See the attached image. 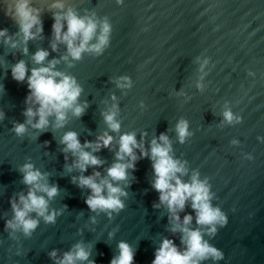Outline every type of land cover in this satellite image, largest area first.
I'll return each mask as SVG.
<instances>
[{
    "label": "water",
    "instance_id": "water-1",
    "mask_svg": "<svg viewBox=\"0 0 264 264\" xmlns=\"http://www.w3.org/2000/svg\"><path fill=\"white\" fill-rule=\"evenodd\" d=\"M15 3L0 0V28H7V35L17 42L12 47L0 37V112L4 113L0 119V264H56L49 252L56 250L62 256L78 242L90 250L89 260L96 264H110L119 253L120 241L132 246L134 264H151L165 237L183 247L180 232L170 230L167 206L154 207L160 202L153 187L152 160L141 157L139 149H135V169L127 170L125 181L113 182L127 195L120 197L123 209L111 216L107 211H91L84 203L90 190L72 182L74 176L94 171L107 176V168L116 160L119 136L125 132H135L146 150L154 137L165 132L172 145L170 154L186 161L188 175L182 179L188 180L193 171L207 178L213 203L228 216L225 227L214 237H205L224 252V259L216 264H264V139H258L264 137V0H123L122 4L30 0L43 32L26 45L23 34L17 35L18 24L9 18ZM58 3L63 8L54 6ZM69 8L79 15L109 18L112 34L103 54L85 52L74 60L62 42L52 50L54 14ZM40 49L49 52L44 65L56 59L57 70L76 78L82 89L77 103L84 111L76 116L68 110L60 128L53 126L54 117H49L43 130L28 125L23 137H18L12 127L15 121H26L23 112L29 106L25 104L29 89L27 79L12 78L11 68L22 59L30 75L31 68L39 66L32 57ZM205 57L210 61L201 67ZM121 76L130 77V87H117ZM226 108L241 115L242 122L223 121ZM109 112L116 113L119 132L105 123L104 114ZM179 119L188 121L192 133L184 143L175 132ZM69 130L77 132L82 145L105 132L114 137L109 147L94 153L103 161L100 166H89L83 173L74 166L75 157L64 152L60 143ZM233 139L240 143L232 144ZM244 153H251L253 159H246ZM25 163L47 173L45 183L58 186L49 208L60 214L54 224L38 218L40 223L30 236L16 231L10 237L4 224L13 216L10 198L27 193L19 171ZM185 214L193 215L189 227H197L190 200L179 213L181 220ZM17 250L22 254L16 255Z\"/></svg>",
    "mask_w": 264,
    "mask_h": 264
},
{
    "label": "clouds",
    "instance_id": "clouds-1",
    "mask_svg": "<svg viewBox=\"0 0 264 264\" xmlns=\"http://www.w3.org/2000/svg\"><path fill=\"white\" fill-rule=\"evenodd\" d=\"M117 4H122L123 0H116ZM63 8V4L54 5ZM5 15H9L6 11ZM19 26V32L23 34V43L26 45L29 39H34L37 33L43 32V24L37 14L33 13L30 0H16L14 13L9 16ZM36 31L33 32V28ZM54 42L51 44L52 50L57 49V42L66 45L68 56L74 60H79L83 53L89 52L101 55L110 45L112 34V23L105 16L103 19L93 16L79 15L72 8L66 12L54 14L52 24ZM7 28H0V37L5 38V43H10L16 47L17 42L7 35ZM27 52V48H24ZM49 52L40 49L35 52L32 59L38 67L30 70L24 60H19L11 68L12 78L17 82L27 79L28 95L25 104L29 105L24 109L25 122L15 121L12 131L18 137H23L27 132V126L33 129L43 130L50 121L49 117H54V127H63L67 118L68 110L80 116L84 108L77 103L82 91L74 76L55 68L58 60L53 59L44 65ZM68 56L63 57L67 60ZM199 59V57H197ZM209 57H205L203 64L207 65ZM117 87L123 89L130 87L131 80L128 76H121L116 80ZM201 87V85H197ZM115 97L113 96V99ZM4 113L0 112V119ZM116 113L104 114V120L112 132H119L121 124L115 119ZM223 121L229 125L233 122L241 123L242 116L235 115L230 108H226L222 113ZM175 132L180 143H184L186 138L192 135L189 131L188 121L179 119L175 125ZM114 137L105 132L97 137L95 141H85L83 145L78 139L76 131L65 132L60 143L65 147L64 152H71L75 157L74 166L81 173L86 172L89 166H100L103 161L96 155L102 147H109ZM264 139V137H258ZM47 143V142H46ZM232 144L240 142L233 139ZM91 149V151L85 150ZM135 149L140 150V156H147L152 160L154 170L153 187L159 193V204L154 207L159 208L161 204L167 206L170 213L168 219L171 224V231L180 232V243L183 247H178L171 238H163L160 246L155 249L154 259L151 264H202L211 260L213 264L224 259V252L210 243L205 237H214L219 228H223L228 223V216L222 208L213 203V194L210 191V184L207 178L201 179L198 171H193L188 180L182 179L188 175L185 162L174 158L171 155L172 145L168 135L161 132L151 140L150 148L145 149L143 142H138L135 132L121 133L118 141V150L115 153L116 160L107 168V176H102L100 171H94L91 175H80L72 178L73 183H78L79 187H86L90 194L85 198L87 207L96 212L107 211L109 216L113 211L123 209L124 203L121 196H126L127 192L116 181L127 179V170L135 169V161L138 159ZM125 157L128 161L125 162ZM246 159H253L251 153H244ZM67 159V156L65 157ZM72 169L69 168V171ZM19 171L23 174L22 183L28 187L27 193L21 192L18 197L10 198V205L13 212L11 219H7L4 224L5 231L12 233L20 231L24 236H30L37 228L40 219L47 224H54L60 210L49 208V201L58 194L57 185L45 183L47 173L35 168L32 163H25L20 166ZM191 201V209L195 213V224L197 227H189L193 222L192 214H185L181 220L180 212L185 210L186 203ZM67 208V205L64 206ZM33 213L35 215H33ZM119 253L110 260V264H134V250L126 241L118 243ZM16 255H21L17 250ZM56 264H77L78 261H88V264H96L95 260H89L90 250L86 249L83 243L78 242L72 249L57 255L53 250L48 254Z\"/></svg>",
    "mask_w": 264,
    "mask_h": 264
}]
</instances>
